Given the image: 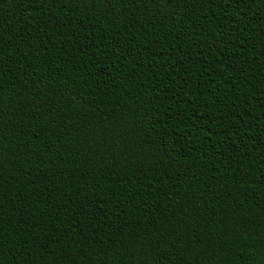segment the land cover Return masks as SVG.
I'll use <instances>...</instances> for the list:
<instances>
[{
  "label": "trees",
  "instance_id": "trees-1",
  "mask_svg": "<svg viewBox=\"0 0 264 264\" xmlns=\"http://www.w3.org/2000/svg\"><path fill=\"white\" fill-rule=\"evenodd\" d=\"M0 264H264V0H0Z\"/></svg>",
  "mask_w": 264,
  "mask_h": 264
}]
</instances>
